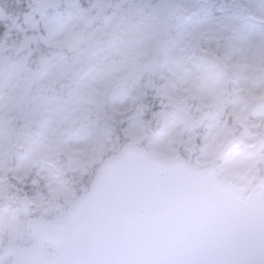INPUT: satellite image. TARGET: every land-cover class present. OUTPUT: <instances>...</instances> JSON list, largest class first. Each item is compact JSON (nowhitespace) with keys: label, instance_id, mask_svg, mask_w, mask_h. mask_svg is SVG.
Returning <instances> with one entry per match:
<instances>
[{"label":"clouds","instance_id":"1","mask_svg":"<svg viewBox=\"0 0 264 264\" xmlns=\"http://www.w3.org/2000/svg\"><path fill=\"white\" fill-rule=\"evenodd\" d=\"M0 264H264V0H0Z\"/></svg>","mask_w":264,"mask_h":264}]
</instances>
